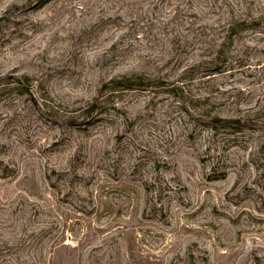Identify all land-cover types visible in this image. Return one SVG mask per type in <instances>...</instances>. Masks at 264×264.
<instances>
[{"label":"rangeland","instance_id":"rangeland-1","mask_svg":"<svg viewBox=\"0 0 264 264\" xmlns=\"http://www.w3.org/2000/svg\"><path fill=\"white\" fill-rule=\"evenodd\" d=\"M0 264H264V0H0Z\"/></svg>","mask_w":264,"mask_h":264},{"label":"trees","instance_id":"trees-1","mask_svg":"<svg viewBox=\"0 0 264 264\" xmlns=\"http://www.w3.org/2000/svg\"><path fill=\"white\" fill-rule=\"evenodd\" d=\"M142 77H139L138 79H141ZM128 81L130 80V79H127ZM124 85H127V86H129L128 84H124Z\"/></svg>","mask_w":264,"mask_h":264}]
</instances>
